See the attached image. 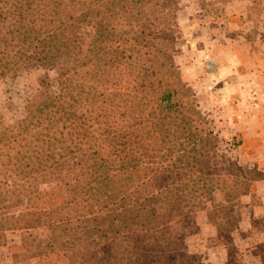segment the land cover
Wrapping results in <instances>:
<instances>
[{"label": "rangeland", "instance_id": "rangeland-1", "mask_svg": "<svg viewBox=\"0 0 264 264\" xmlns=\"http://www.w3.org/2000/svg\"><path fill=\"white\" fill-rule=\"evenodd\" d=\"M0 264H264V0H0Z\"/></svg>", "mask_w": 264, "mask_h": 264}]
</instances>
